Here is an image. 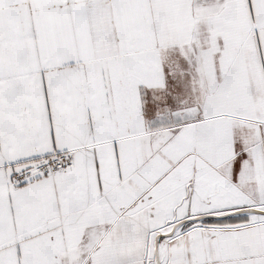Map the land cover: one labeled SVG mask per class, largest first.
Instances as JSON below:
<instances>
[{"label":"snow or ice","instance_id":"6c2138e0","mask_svg":"<svg viewBox=\"0 0 264 264\" xmlns=\"http://www.w3.org/2000/svg\"><path fill=\"white\" fill-rule=\"evenodd\" d=\"M0 264H264V0H0Z\"/></svg>","mask_w":264,"mask_h":264}]
</instances>
